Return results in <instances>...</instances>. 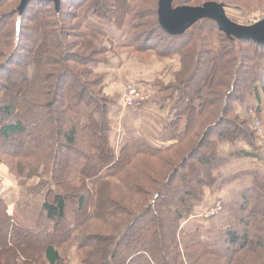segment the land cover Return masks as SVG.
<instances>
[{
	"label": "trees",
	"instance_id": "trees-1",
	"mask_svg": "<svg viewBox=\"0 0 264 264\" xmlns=\"http://www.w3.org/2000/svg\"><path fill=\"white\" fill-rule=\"evenodd\" d=\"M21 1L0 0V164L17 180L46 181L37 230L0 196V264H264V168L217 173L238 156H221V142L244 141L264 162L252 122L235 113L257 97L264 46L227 37L213 20L172 36L160 0H61L59 12L31 0L19 18ZM216 1L232 3L227 15L239 24L264 13V0ZM121 54L137 65L175 62L135 108L167 107L169 145L136 136L113 145L116 98L100 68ZM245 177L229 206L234 222L213 243L187 229Z\"/></svg>",
	"mask_w": 264,
	"mask_h": 264
},
{
	"label": "crops",
	"instance_id": "crops-1",
	"mask_svg": "<svg viewBox=\"0 0 264 264\" xmlns=\"http://www.w3.org/2000/svg\"><path fill=\"white\" fill-rule=\"evenodd\" d=\"M175 65L172 60L159 63L156 59H153L150 65H137L129 62L125 54H121L113 59L111 63L100 68V72L106 75V94L116 98L115 103L110 108V121L112 128L111 141L117 148L132 136L144 138L156 145H169L171 143L168 128L173 118L167 107L150 102L144 104L140 109H129L124 106L122 97L125 89L129 86H139L145 91L151 89L157 80H165L171 72L175 71ZM250 108L255 109L257 119L262 120L264 124L263 81L260 83L257 97L251 98L246 103H237L235 105V113L240 117H248ZM218 150L221 156H232V154H238V156L230 157L226 165L221 167L217 173L229 175L248 169L264 168V162L258 158L256 152L244 141L236 143L221 142ZM240 153L241 155H239ZM8 173V168L0 164V177L4 182L2 183L3 186L0 185V196L6 199H13L10 195L13 194L11 189L15 186V183L8 177ZM248 179L246 177L240 182L228 186L236 189L232 193L233 199H230L231 197L227 199H230L231 202L236 200L243 186L250 183L251 179ZM228 187L216 193L205 205L216 203L220 199H226L229 193ZM19 192L17 190V194Z\"/></svg>",
	"mask_w": 264,
	"mask_h": 264
},
{
	"label": "rangeland",
	"instance_id": "rangeland-1",
	"mask_svg": "<svg viewBox=\"0 0 264 264\" xmlns=\"http://www.w3.org/2000/svg\"><path fill=\"white\" fill-rule=\"evenodd\" d=\"M208 2H218V1L216 0H189L188 3L178 5L176 7H180V6L201 7L205 3H208ZM226 5H228L230 8L233 7L232 3H226ZM148 8H153V7L149 6ZM65 11L74 13L75 9H70L67 6L65 8ZM262 19H264V13H257L255 14V16H250L248 21L244 22V24L242 25H252ZM104 23H107V22L104 21ZM25 24L26 26H30V23L28 21H26ZM127 32H128L127 30L119 32L118 34L119 39L120 37L127 36ZM261 81H263V85H264V69L261 71ZM251 110H255V109L250 108L248 111V117L253 125L255 119H253L250 116ZM241 118H246V117H241ZM260 121L263 123L262 120ZM118 148L120 149V146ZM8 174H9L8 177L15 183L14 184L15 188L13 187L11 189L13 191V194L10 195L13 197V199H10V198L8 199H9L11 206L13 205L12 207L15 208L17 223L26 228L37 230L38 227L36 225V219L39 216L42 200H43L44 193H45V189H42L39 184L40 182H42V180L46 181V175H42V177H36L32 180H25V179L17 180L15 176L13 177L10 173ZM240 180H237L234 183L227 184L224 186V188H227L228 186H232V184L240 182ZM2 183L4 182H3V179L0 177V185H2ZM246 185H244L243 187H245ZM228 189H229L228 191L229 193L227 194L226 199H220V201L217 200L216 203H210L208 205H203L202 206L203 209L200 210L201 213L200 212L198 213V215L196 216V219L194 218L190 220L189 222H187L186 224L187 229L191 231H195L196 227H201L200 234L203 237V239L209 243H213L217 232L224 229L230 223L234 222V220H232L229 215V206L237 200L236 199L232 202L230 201V199H233L232 193L236 188L228 187ZM17 190L20 191L18 194H17ZM228 197H231V198L227 199ZM218 203L222 206V210L219 211L215 215H211V213L216 209V206ZM75 241L76 243L80 242V238L77 235L75 237ZM74 252H75L74 249L70 252L71 258L74 257L72 255L74 254Z\"/></svg>",
	"mask_w": 264,
	"mask_h": 264
},
{
	"label": "water",
	"instance_id": "water-1",
	"mask_svg": "<svg viewBox=\"0 0 264 264\" xmlns=\"http://www.w3.org/2000/svg\"><path fill=\"white\" fill-rule=\"evenodd\" d=\"M31 0H22L18 8L21 18ZM55 3L60 11L61 0H44ZM177 0H160L158 16L161 27L172 36L184 35L192 26L203 20H213L227 37L235 40H250L264 46V19L252 24L242 25L227 15L229 7L222 2H208L201 7H174Z\"/></svg>",
	"mask_w": 264,
	"mask_h": 264
},
{
	"label": "built area",
	"instance_id": "built-area-1",
	"mask_svg": "<svg viewBox=\"0 0 264 264\" xmlns=\"http://www.w3.org/2000/svg\"><path fill=\"white\" fill-rule=\"evenodd\" d=\"M151 98V92L136 88L134 86H129L125 89L123 95V104L126 108L135 109L141 106L143 103L149 101ZM250 116L255 119L253 125L258 136V147L260 154L262 157H264V125L260 120L256 119V111L251 110ZM221 210L222 206L218 203L216 209L211 213V215H215Z\"/></svg>",
	"mask_w": 264,
	"mask_h": 264
}]
</instances>
